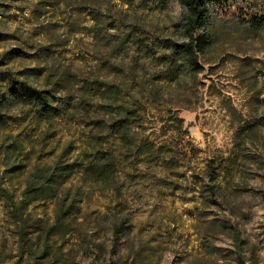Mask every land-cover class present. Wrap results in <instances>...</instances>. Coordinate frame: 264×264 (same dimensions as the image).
<instances>
[{"label":"clouds","instance_id":"9594fccd","mask_svg":"<svg viewBox=\"0 0 264 264\" xmlns=\"http://www.w3.org/2000/svg\"><path fill=\"white\" fill-rule=\"evenodd\" d=\"M0 264H264V0H0Z\"/></svg>","mask_w":264,"mask_h":264}]
</instances>
